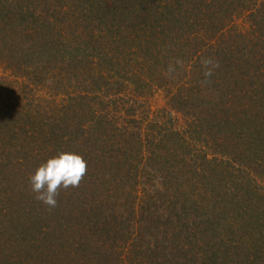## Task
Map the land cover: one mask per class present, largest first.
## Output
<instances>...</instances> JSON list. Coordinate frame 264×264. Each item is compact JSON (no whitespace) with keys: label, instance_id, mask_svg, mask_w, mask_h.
I'll return each mask as SVG.
<instances>
[{"label":"trees","instance_id":"16d2710c","mask_svg":"<svg viewBox=\"0 0 264 264\" xmlns=\"http://www.w3.org/2000/svg\"><path fill=\"white\" fill-rule=\"evenodd\" d=\"M0 264H264V0H0Z\"/></svg>","mask_w":264,"mask_h":264},{"label":"clouds","instance_id":"9594fccd","mask_svg":"<svg viewBox=\"0 0 264 264\" xmlns=\"http://www.w3.org/2000/svg\"><path fill=\"white\" fill-rule=\"evenodd\" d=\"M205 67V76H211L213 70L219 67L218 61L210 58L201 61ZM87 174V161L84 157L73 151H60L49 157L46 162L30 175L29 181L35 198L43 202L49 209L57 206V196L61 188L79 187Z\"/></svg>","mask_w":264,"mask_h":264},{"label":"rangeland","instance_id":"374dc122","mask_svg":"<svg viewBox=\"0 0 264 264\" xmlns=\"http://www.w3.org/2000/svg\"><path fill=\"white\" fill-rule=\"evenodd\" d=\"M164 99H163V96L161 94H159L158 96H156V99H155V104L158 105V106H162L164 104Z\"/></svg>","mask_w":264,"mask_h":264}]
</instances>
